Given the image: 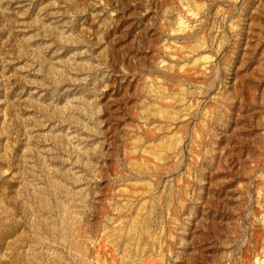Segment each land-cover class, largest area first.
Wrapping results in <instances>:
<instances>
[{
    "label": "rangeland",
    "instance_id": "374dc122",
    "mask_svg": "<svg viewBox=\"0 0 264 264\" xmlns=\"http://www.w3.org/2000/svg\"><path fill=\"white\" fill-rule=\"evenodd\" d=\"M0 264H264V0H0Z\"/></svg>",
    "mask_w": 264,
    "mask_h": 264
}]
</instances>
